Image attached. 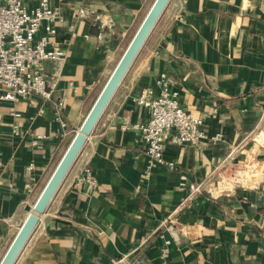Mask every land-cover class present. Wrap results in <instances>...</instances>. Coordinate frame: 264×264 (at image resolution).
<instances>
[{
  "label": "crops",
  "instance_id": "1",
  "mask_svg": "<svg viewBox=\"0 0 264 264\" xmlns=\"http://www.w3.org/2000/svg\"><path fill=\"white\" fill-rule=\"evenodd\" d=\"M49 1L62 15L53 41L66 51L58 79L54 63L45 64L51 98H0V260L154 2ZM94 12L110 14L115 26L101 32ZM162 74L206 130L197 144L167 134L164 157L173 166L153 164L133 127L150 117L135 98L145 88L158 93ZM61 96L65 134L53 110ZM39 134L46 137L34 144ZM247 156L256 185L218 183L212 171L221 160L239 166ZM87 165L99 181L91 193L76 184ZM247 172L237 176L249 181ZM181 202L169 256L161 258L157 232L140 264H264V0L169 1L14 264H108Z\"/></svg>",
  "mask_w": 264,
  "mask_h": 264
},
{
  "label": "built area",
  "instance_id": "2",
  "mask_svg": "<svg viewBox=\"0 0 264 264\" xmlns=\"http://www.w3.org/2000/svg\"><path fill=\"white\" fill-rule=\"evenodd\" d=\"M31 0H0V98L16 100L19 97H28L32 94L40 95L44 99L51 98L55 81L47 78L45 64L54 63L55 79H58L66 51L53 41L56 26L62 20V15L57 7H53L49 0H34L35 4H29ZM82 16L88 11L80 10ZM94 23L103 32L112 29L115 21L110 14L94 12L92 15ZM161 89L156 93L152 88L143 89L135 98L136 104L146 107L150 111L147 121L134 125L146 143V153L153 164H168L173 166L164 157L166 136L175 131L173 140L178 143L197 144L206 137V130L202 118L186 107L179 99L177 92L169 88V81L162 74ZM70 85L74 81L70 80ZM66 101L59 97L53 102L55 120L60 128L68 127L64 117ZM42 111V110H41ZM46 135H37L32 141L37 144L38 140ZM221 138L220 134L215 136L216 140ZM250 156H247L241 165H234L228 158L221 160L213 169L216 173L218 183L233 181L229 179L230 171L235 177L238 171L250 168ZM35 168L33 161L27 164L29 175ZM212 175V174H211ZM30 177V178H31ZM87 193L93 192L99 186V181L93 168L87 165L78 176L76 183ZM208 187L204 181L191 186V194L202 192ZM34 192L33 185L29 186ZM181 202L172 212L165 216L160 226L148 235L141 243L134 246L129 252L112 258L108 264H140L146 257L147 241L153 238V234L160 233L163 244L160 246L161 258L169 256L172 242L178 238L179 228L177 217Z\"/></svg>",
  "mask_w": 264,
  "mask_h": 264
},
{
  "label": "water",
  "instance_id": "3",
  "mask_svg": "<svg viewBox=\"0 0 264 264\" xmlns=\"http://www.w3.org/2000/svg\"><path fill=\"white\" fill-rule=\"evenodd\" d=\"M170 0H154L144 19L137 28L131 41L108 77L95 102L86 114L79 129L53 170L47 183L43 187L35 203L29 207V214L21 224L11 244L0 260V264H14L38 224L40 217L45 213L56 191L72 167L78 154L100 117L110 103L134 60L146 43L160 16Z\"/></svg>",
  "mask_w": 264,
  "mask_h": 264
},
{
  "label": "rangeland",
  "instance_id": "4",
  "mask_svg": "<svg viewBox=\"0 0 264 264\" xmlns=\"http://www.w3.org/2000/svg\"><path fill=\"white\" fill-rule=\"evenodd\" d=\"M140 23H141V22H140ZM140 23L136 26L135 30L133 31L132 35L130 36V38H129V40H128V44H129V42L131 41L133 35L135 34L137 28L139 27ZM147 40H148V39H147ZM146 42H147V41H146ZM128 44H127V46H128ZM144 45H145V44H144ZM127 46H126V47H127ZM126 47H125V49H126ZM125 49H124L122 52H124ZM142 50H143V48H142L141 51L139 52L138 56L141 54ZM122 54H123V53H122ZM121 56H122V55H121ZM138 56H137V57H138ZM137 57H136V59H137ZM136 59L134 60V62L136 61ZM96 98H97V97H96ZM95 100H96V99H95ZM94 102H95V101H94ZM79 126H80V125H79ZM79 126H78V127H79ZM76 129L78 130L79 128H76ZM77 130H76V131H77ZM75 133H76V132L73 133V135H72V137H71V139H70L68 145L70 144L71 140L73 139ZM68 145H67V147H68ZM67 147H66V149H67ZM66 149H65V150H66ZM64 152H65V151H64ZM64 152L62 153V155L64 154ZM62 155H60V157L58 158V160L55 162V165H54V167H53V170L55 169V167H56V165L58 164L59 160L61 159ZM250 164H251V161H250ZM252 166H253V165H252ZM250 168H251V166H250ZM53 170H52V172H53ZM52 172H51V174H52ZM233 173H234V172H232V171H230V173H229V177H230L231 180L236 181V182H240V183H244V184H247V185H256L257 179L259 178V172H257V171L254 172V170H253V171H248V172H247V173L250 175V176H249V177H250L249 181H245V180L240 179L241 177H240V176H237V175H239V174H237V173H236L235 177H232V174H233ZM240 173H242V172H240ZM230 175H231V176H230ZM32 205H33V204H32Z\"/></svg>",
  "mask_w": 264,
  "mask_h": 264
}]
</instances>
